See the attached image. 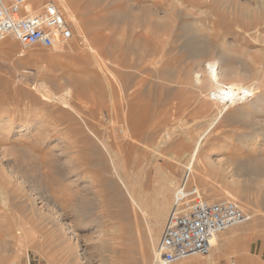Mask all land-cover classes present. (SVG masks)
<instances>
[{"label": "rangeland", "instance_id": "rangeland-1", "mask_svg": "<svg viewBox=\"0 0 264 264\" xmlns=\"http://www.w3.org/2000/svg\"><path fill=\"white\" fill-rule=\"evenodd\" d=\"M260 1L60 0L77 16L75 23L70 19L74 36L67 44L23 48L11 36L0 41V165L14 160L44 177L38 181L48 182L46 190L70 212L66 222L39 199L35 209L23 196L0 203V222L16 216L27 228L21 240L13 238V229L0 241V264H23L29 255L48 264H155L176 191L182 188L188 202L193 186L210 201L237 200L257 217L250 235L236 238L229 229L218 234L225 244L212 251L222 259L214 264H264V177L248 181L241 175L242 162L252 157L264 166V134L254 136L252 128L225 116L209 128L217 106L206 95L214 87L195 81L210 57L197 47L213 43L227 50L237 80L259 81L255 90L264 97V38L243 35L264 22ZM86 31L95 37L90 41L101 69L86 56ZM261 112L255 119L264 125ZM170 131L173 141L156 152ZM199 138V154L188 170ZM241 138L254 143L247 147ZM213 190L222 194L210 196ZM80 206L93 209L72 214ZM37 209L47 214H29ZM160 218L162 231L152 248ZM194 257L213 264L208 255L175 264Z\"/></svg>", "mask_w": 264, "mask_h": 264}, {"label": "bare ground", "instance_id": "bare-ground-1", "mask_svg": "<svg viewBox=\"0 0 264 264\" xmlns=\"http://www.w3.org/2000/svg\"><path fill=\"white\" fill-rule=\"evenodd\" d=\"M61 1L64 2L65 0H61ZM259 2H261V1L259 0ZM42 3H43V0H30L31 11H34L36 8L40 7L42 5ZM64 6H66V5H64ZM66 8H67V13H68L67 17L75 23L77 21L76 14L74 13V11L71 8H69L67 6H66ZM259 11L262 12V9L260 8ZM262 14H264V13H262ZM260 20H262V19L260 18ZM251 21H253V19ZM215 22H214V24H215ZM256 22H257V20H256ZM216 25H214V26L216 27ZM250 25H251V23H250ZM242 27H240V28H242ZM191 29H194V28L191 27ZM78 30L81 31V28L79 27V29H77L76 31H78ZM238 30H241V29L238 28ZM240 33H241V31H240ZM239 35H242V34H239ZM243 35H245V37L247 35L248 37H250V38L252 37L254 39H256L258 36H260V37L262 36L264 38V22L263 23L261 22L260 24L258 23L256 26H253L252 28L244 29ZM81 37H82L81 40H83V42L85 44V46L83 48L85 49V47H86L88 49V51L90 52V53L88 52L86 54L87 58H89V59L92 58L93 62H95L97 64V66L99 67V69H101L103 66L102 59H100L99 55L96 53L95 47L93 46L94 43L92 44L90 41V40H92L95 42V37L90 38L87 34V31H86V33L84 32V35ZM68 45H69V43H68ZM69 46L72 47L73 45L72 46L69 45ZM64 47H65V45H64ZM197 48H198L197 50H199L198 52H201L203 55L210 56V57H208V59H204L205 61H208L206 71L201 72V74H198L197 80L195 79V81L197 82V83L196 82L195 83L197 85H201L203 82L207 81V83H209V85L214 87V88H211L209 90L207 95L205 94L206 96H208L207 98L208 99L210 98L211 101H214L215 105L217 106V113L214 114L215 116L213 118L211 117L212 119L210 118L211 120L209 122L210 123L209 128L213 127L220 120L221 117L225 116L226 118H228L230 120L241 122L242 124L246 125L248 128H252L253 131L250 132L252 134L255 133L256 131L259 132V134H261V135L264 134L263 122L261 123L260 121H256V119H255V118H258V117H255L256 114L258 115V113L263 111V105H264V97L261 96V94L258 95L256 90H255V87H259V85H258L259 81L256 82L257 80L255 79L256 80L255 84H246L242 80H237V78L240 77V75H239V73H237L233 70V67H232L233 64L231 63L232 64V66H231L229 59L225 58L227 50L225 51V49L220 48V47L217 48L216 45L213 43H210V44L208 43L207 45H205L204 43H200ZM202 54H201V56H202ZM213 58H216L217 60H219V64H218L219 69L214 62L210 61ZM250 74H251V71L248 72L246 74V76H250ZM225 77H227L228 79H232V80L230 82L225 81L226 80ZM112 90H113V88H112ZM206 91H208V90H206ZM85 92H87V91H85ZM83 93H84V91H83ZM92 93H94V92H92ZM92 93H91V97H93ZM71 94L69 96H71ZM81 94H82V92H81ZM205 95H203V96H205ZM43 96H46V95H43ZM86 96L87 95H85L84 97L87 98L88 96L87 97ZM201 96H202V94H201ZM79 97H81V95L80 96L78 95V98ZM47 98H51V96L47 95ZM73 98H74V96H73ZM79 99H81V98H79ZM241 99L246 101V105L241 104L243 102V101L240 102ZM52 100H54L56 102H57V100H59V101L63 102V104H65L70 109L74 108L73 104L70 101H66L67 99L65 100L62 96L61 97L60 96H54V98L52 97ZM262 114H264V113H262ZM183 130H184V128H183ZM206 131L207 130L205 129V132L203 133L202 136L206 135ZM208 131H209V129H208ZM185 133L186 132H184V134ZM207 133H209V132H207ZM174 135H175L174 132L170 131V132L166 133L165 135L161 136L157 145L154 147V150L156 152H158L163 146L169 144L171 141H173ZM242 138H244V137H242ZM253 138H250L249 139L250 141L248 139L245 141L244 140L245 138L242 140L240 139V140L243 142L245 141L246 146L250 147L253 145L252 142L254 143ZM201 140L202 139H200V138L196 140V142L194 143V147L192 149L193 150L192 153L190 155L188 154L190 157V163L188 164L189 166L187 167L188 170H190L193 167V166L191 167V163L195 160L197 154H199L200 147H201ZM191 141H193V139ZM257 142H259V141H257ZM188 155L186 154V156H188ZM199 160H200V157H199ZM6 163H8V164H7V166L5 165V167L3 164L0 165V203L1 204H5V205L11 204V202L14 201L15 199H17L19 196H23L25 198V200L30 203L29 204L30 207L35 209L36 208L35 207L36 199H39L44 204V206H47V208H49L48 210H51L49 214H57L61 220H65L66 222H70L69 216L67 215L70 212L67 210V208L65 206H63L61 203H59L57 197L51 191H48L50 189L46 190V188H47L46 186H48L47 184H49V183L46 182L47 184H45V183L41 184L43 181L44 182L46 181L44 179V177H42V176L37 177L36 175H33L32 173L27 171L26 166H24V165L20 166V164L17 161L6 159ZM242 163H243V166L241 168V171H242L241 175L247 176L248 181H250V180L255 181L257 179L264 177V166H262L263 164L261 162L256 161V159H254L252 157L248 161H244ZM38 180H40L42 182H39ZM122 181L123 180H121V182ZM10 188H12L13 190H16V194H14L13 196H11L9 193ZM176 189L177 188H175V191H176ZM210 193H211L210 196L222 194V192L217 193L215 190H213ZM130 194H132V193H130ZM228 194L232 195L229 192H227V196H228ZM225 195H226V193H225ZM132 198L133 197H131V200H132ZM182 198H183V191H182V188H179L176 191V196H175L173 203L171 205V208H170L172 212L177 211L180 207H184V205H186L187 201L183 202ZM134 202L135 201H133V204H134ZM82 207H83V205H82ZM82 207L80 206V208H76V207L72 208L71 209L73 212L72 214H79V217H81L80 214L81 215L82 214H89L90 210L93 209V207H91V208H89V211L84 212V208H82ZM243 207L245 208V206H243ZM141 209L144 210L143 207H141ZM8 213H10V212H8ZM29 214H47V213H45V210L37 209V210L31 211V213H29ZM11 218L12 219L11 220L9 219L10 221H8V222H3V221L0 222V241H4L6 236L13 234V232H14L13 229H15L17 231V232L15 231L16 235L13 236V238H15L16 240H21L24 237V233L27 230V228L24 227V223H22V221L19 220L16 216H12ZM256 218L257 217H255V215L253 214L250 216V219L247 222L240 224V225H236L229 230L238 231V232H236V231L234 232L235 233L234 236H236V238H243L244 236H246L248 234L250 235L256 231V228H257V219ZM158 222H159V228H158V231H156L155 235L152 238V243H151L152 248H155L156 241L158 240V238L161 234V231H162V218H160ZM217 237H218V235H216L214 237V239L212 241L213 248H212L211 252L208 254V256H211V258H212L211 263L213 262V264L214 263H222L221 262L222 259H221V261L214 259L212 257L213 256L212 251L213 250H214V252L216 250L220 251L221 247L225 244V240H222V239L220 240V242H218ZM215 246L217 249H215ZM193 256H200V255H193ZM183 263L184 264H206V261L204 259L194 257L192 259H188V261H184ZM143 264H147V262L143 261Z\"/></svg>", "mask_w": 264, "mask_h": 264}, {"label": "built area", "instance_id": "built-area-1", "mask_svg": "<svg viewBox=\"0 0 264 264\" xmlns=\"http://www.w3.org/2000/svg\"><path fill=\"white\" fill-rule=\"evenodd\" d=\"M13 37L23 48L55 47L74 36V24L60 0H43L31 11L30 0H0V41ZM250 219V214L234 199L208 200L193 186L189 201L170 214L155 264H175L193 255H208L216 235ZM23 264H48L27 257Z\"/></svg>", "mask_w": 264, "mask_h": 264}]
</instances>
